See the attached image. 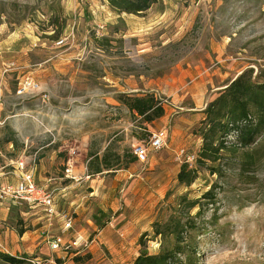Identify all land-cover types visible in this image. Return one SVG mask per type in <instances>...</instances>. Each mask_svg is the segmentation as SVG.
<instances>
[{"label":"rangeland","instance_id":"374dc122","mask_svg":"<svg viewBox=\"0 0 264 264\" xmlns=\"http://www.w3.org/2000/svg\"><path fill=\"white\" fill-rule=\"evenodd\" d=\"M53 17L59 19L58 38ZM17 38L21 61L13 70L0 63L1 166L8 169L10 160L27 163L33 156L38 165L50 156L45 142L53 141L49 150L56 145V131L79 135L89 154L106 153L115 171L133 173L122 191L111 183L113 243L125 240L118 232L138 221L126 238L128 259L116 264H132L144 234L146 251L157 254L163 240L154 237L152 224L178 197L199 199L208 190L215 199L195 220L200 233L195 264H264V133L245 148L233 146L235 136H228L225 145L234 148L217 154L214 165L195 162L202 140L194 134L219 90L247 70L252 79L264 76V0H159L141 15L118 14L106 0H0V49ZM194 67L206 69L210 82L198 100L202 111L189 119L178 109L187 107V100L173 102L167 87L180 70ZM26 80L38 83L41 92L17 95ZM153 87L156 92H150ZM120 93L154 94L167 110L164 119L151 127L142 123L116 101ZM174 127L178 133L172 134ZM161 129L167 132L166 146L148 150L144 164H129L131 145L147 147L150 134ZM182 149L192 162L178 157ZM183 164L196 175L188 188L177 181ZM134 180L139 185L129 188ZM179 214L187 219L182 210Z\"/></svg>","mask_w":264,"mask_h":264},{"label":"crops","instance_id":"0c3cea01","mask_svg":"<svg viewBox=\"0 0 264 264\" xmlns=\"http://www.w3.org/2000/svg\"><path fill=\"white\" fill-rule=\"evenodd\" d=\"M18 38L12 39L14 41L10 43V48L3 51L0 49V63L4 65L8 63L7 66H11L9 70H13L15 62L19 63L22 59L20 55L22 47L19 43L21 39ZM16 67L19 69V66ZM179 73L180 76L172 77V83L167 87L168 97H172L173 102L186 99L187 107L180 106L178 109L184 110L186 113L184 116L194 119L202 111L199 109L198 100L200 96L204 95L203 85L210 82L205 79L208 73L206 69L201 67H194V70L191 71L186 68L180 70ZM187 77L190 80L186 83ZM38 87V90L29 95L40 93L39 84ZM156 91V87L150 89V92ZM0 92L2 93L1 90ZM136 92L133 90L131 93ZM1 93L0 97H2ZM41 94H43V100L47 99L48 101L47 95L43 91ZM110 102L117 105L114 99H110ZM190 102L193 103V107H190ZM2 104H0V110ZM164 110L166 114L165 106ZM164 117L158 120L162 121ZM155 123L157 121L151 124L154 125ZM0 124H2L1 118ZM148 126L151 127V125ZM13 128L14 131H17L15 127ZM176 128L174 127L172 134L178 133ZM56 132V147L53 146L49 150V147L54 145L53 141H46L45 146H43L46 149L44 153L50 154V156L42 158L38 165H35V158H33L35 156L25 163L26 169L32 173L36 185L50 192L55 212L53 215H49L47 207L43 205L17 203L11 199L0 201V253L14 257L25 255L31 260L46 261L48 264H116L119 261L123 262L124 259H128L130 249L126 238L134 229L132 226L138 221L128 224L130 226L122 232L117 231L121 238L125 237V240L113 243L117 241L112 240L115 236H112L111 231L113 221L110 211L113 210V201H115L113 199L115 189L112 188L111 183L115 184V188H121L122 191V187L133 176L131 169L127 168L126 170L125 168V170L115 171L113 166L109 168L113 170H106L107 168L101 162L102 157L98 156L101 152L89 154V144L86 145L83 139L81 142L79 135L76 136L71 133L70 137L65 132ZM140 144L135 142L131 146L133 148ZM107 149L108 147H104L102 152L107 151ZM65 153L66 158L63 156V158L57 159L56 155H64ZM10 162L12 164L17 161L10 160ZM10 162L7 163V167ZM135 162L143 164L137 159ZM10 166L5 169L6 167L2 165L4 169L0 176V187L13 186L18 181L20 172L14 165ZM96 167L102 172L95 174L90 170ZM133 185L138 186V180H134L129 188ZM136 193L137 191L134 194ZM69 219L71 220V228L64 230ZM76 234L83 235L90 242L89 245L68 252L61 249L57 251L50 249L49 243L58 241L62 247L69 243Z\"/></svg>","mask_w":264,"mask_h":264},{"label":"trees","instance_id":"16d2710c","mask_svg":"<svg viewBox=\"0 0 264 264\" xmlns=\"http://www.w3.org/2000/svg\"><path fill=\"white\" fill-rule=\"evenodd\" d=\"M106 2L118 14L141 15L159 0H106ZM50 25L57 28L59 19L53 17ZM56 30L55 37L58 38L61 29ZM116 101L124 105L129 112L135 113L141 118L142 123L147 125L162 118L165 113L163 105L152 93L138 96L122 93ZM203 114L204 118L194 131V134L202 140L195 162L202 163V165L206 163L214 165L217 162V154L232 149L233 146L245 148L255 144L264 133V76L252 79L251 70L242 72L224 89L217 92L215 98L203 110ZM232 134L236 142L232 147H227L225 141ZM12 141V139H7V143ZM117 160L119 161L120 157ZM135 161L136 156L133 154L129 163ZM101 162L107 168L106 170H113L109 169L114 165L110 163L108 155L104 154ZM187 168V164L181 165L177 181L180 186L188 188L194 183L196 175L194 171ZM211 169L213 174L218 172L213 167ZM90 170L95 174L102 172L98 167ZM214 199L213 190L204 192L199 199L190 200L185 196L178 197L175 205L168 207L164 216L161 214V221L156 220L152 224L154 237H160L163 240L160 251L157 254H150L146 251L143 239L147 235L144 234L138 241L142 249L132 264H195L198 255L195 237L200 234L195 220H198L203 212L208 210ZM181 210L187 216L185 221L179 214ZM193 210L196 212L191 216ZM211 222H215V219ZM203 224L207 225V223ZM30 260L25 255L14 257L0 253V264H31Z\"/></svg>","mask_w":264,"mask_h":264},{"label":"built area","instance_id":"2783aa9c","mask_svg":"<svg viewBox=\"0 0 264 264\" xmlns=\"http://www.w3.org/2000/svg\"><path fill=\"white\" fill-rule=\"evenodd\" d=\"M38 89L37 84L30 80H26L20 88L16 91L17 95H26ZM167 132L166 130H158L152 132L148 139V146L145 147L142 144L133 147V154L136 156L138 162L144 164L146 162L148 150L158 151L166 146ZM178 157H184L186 163L193 161L194 157L191 155H184V150H180ZM34 160L32 161L33 164ZM20 172L18 181L15 185H8L0 187V201L5 199H11L17 203H27L29 205H43L47 207V213L49 215L54 214L53 201L50 192L45 191L36 185L32 173L26 169L24 161H17L11 164ZM3 167L0 165V176L3 173ZM71 228V220H67L64 226V230ZM89 241L81 234H76L72 240L66 245L60 247L58 241L49 243V247L52 251L62 250L68 252L70 250L86 247L89 245ZM31 264H48L46 261L30 260Z\"/></svg>","mask_w":264,"mask_h":264}]
</instances>
